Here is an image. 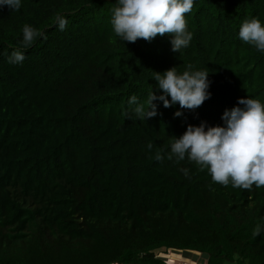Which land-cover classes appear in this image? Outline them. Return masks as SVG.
Returning <instances> with one entry per match:
<instances>
[{"label": "trees", "instance_id": "trees-1", "mask_svg": "<svg viewBox=\"0 0 264 264\" xmlns=\"http://www.w3.org/2000/svg\"><path fill=\"white\" fill-rule=\"evenodd\" d=\"M114 3L0 8V264H167L159 256L170 251L264 264V234L253 236L264 187L221 186L168 158L187 126H223L240 98L264 102V53L238 38L246 18L264 22V0H196L186 14L193 39L179 53L167 36L122 42ZM25 25L37 32L30 44ZM16 51L22 63L9 62ZM187 65L208 69L210 99L194 110L157 102L154 118L138 120L129 97L160 95L154 73Z\"/></svg>", "mask_w": 264, "mask_h": 264}, {"label": "clouds", "instance_id": "clouds-1", "mask_svg": "<svg viewBox=\"0 0 264 264\" xmlns=\"http://www.w3.org/2000/svg\"><path fill=\"white\" fill-rule=\"evenodd\" d=\"M196 0H115L111 14V27L122 42L135 43L138 39L151 42L156 37H169L171 51L179 53L187 48L193 34L188 31L186 14L191 13ZM19 11L22 0H0V8ZM60 30L68 21L58 17ZM23 39L30 44L36 37V30L25 25ZM238 38L245 44L264 53V22L257 17L246 18L240 24ZM23 52H13L11 63H22ZM207 68L196 70L187 65L182 73L176 67L163 73H154L156 95L153 90L145 101L136 95L128 100V108L136 118H154L158 103L164 108L179 105L180 109L194 110L210 99V81ZM182 116L181 111L174 113ZM223 126L189 125L179 137H172L170 155L177 161L187 159L206 169L213 183L243 190L264 187V102L256 98H240L237 106L225 109L221 116ZM153 147L151 143L147 145ZM161 154L156 159L162 160ZM185 176L188 169H181ZM264 234V223L258 224L253 236Z\"/></svg>", "mask_w": 264, "mask_h": 264}, {"label": "rangeland", "instance_id": "rangeland-1", "mask_svg": "<svg viewBox=\"0 0 264 264\" xmlns=\"http://www.w3.org/2000/svg\"><path fill=\"white\" fill-rule=\"evenodd\" d=\"M159 257L167 264H201L200 255L194 253L184 254L170 251L167 256L161 255Z\"/></svg>", "mask_w": 264, "mask_h": 264}]
</instances>
